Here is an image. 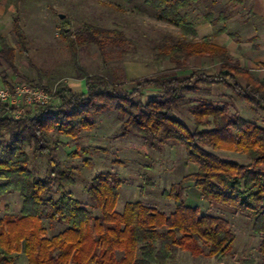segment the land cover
I'll use <instances>...</instances> for the list:
<instances>
[{
	"label": "trees",
	"instance_id": "obj_1",
	"mask_svg": "<svg viewBox=\"0 0 264 264\" xmlns=\"http://www.w3.org/2000/svg\"><path fill=\"white\" fill-rule=\"evenodd\" d=\"M133 4L134 0H123ZM242 4L247 0H235ZM218 0H144L157 19L179 31V37L156 46V64L173 67L156 75L134 80L89 73L80 63V50L95 45L104 54L110 42L125 40L123 32L91 23L74 28L69 18L60 20L59 30L75 69L84 80V90L68 84L46 87L44 77L33 81L19 73L16 49L0 33V60L22 81L51 94V101L34 114L15 119L13 109L0 104V199L17 193L22 198L18 214L0 218V264H171L182 251L223 261L236 241L231 222L223 216L202 214L187 203L193 187L201 201L231 208L252 221L261 238L259 253L264 264V127L246 119L232 102L200 99L189 107L193 129L176 117L189 95L202 87L222 85L242 103L264 111V81L231 56L225 47L212 43L214 36L230 34V15L213 7ZM206 4L203 20L214 34L199 38L191 15ZM13 33L21 52L29 56V40L20 12L13 16ZM219 63L216 73L192 67L193 60ZM107 111L124 120L117 137L137 136L151 150L168 144L186 149L197 169L184 176L163 198L173 202L171 213L141 201L117 209L123 180L115 173H101L88 184V203L70 189L77 183L76 168L65 169L57 156L62 137L79 139L95 129V117ZM56 138V139H54ZM54 139V140H53ZM214 151L245 155L249 163L225 161ZM78 153L70 154L76 157ZM32 158L46 162V176L37 178ZM152 185L146 179L144 188ZM100 212L95 216L94 211ZM45 220L65 229L51 236Z\"/></svg>",
	"mask_w": 264,
	"mask_h": 264
},
{
	"label": "rangeland",
	"instance_id": "obj_2",
	"mask_svg": "<svg viewBox=\"0 0 264 264\" xmlns=\"http://www.w3.org/2000/svg\"><path fill=\"white\" fill-rule=\"evenodd\" d=\"M232 3L233 0H218L213 7L214 14L217 16L221 9H225L230 15ZM206 6L204 3L191 13L197 22L203 20ZM16 11L20 12L30 43L29 56L21 52L13 33V16ZM61 14L72 21L74 28L91 23L123 32L125 40L116 45L110 42L104 54L95 45L85 46L80 50V63L91 74L129 81L147 78L173 67L170 63L156 64L154 48L179 37V31L158 20L155 13L145 6L144 0H134L131 5L123 0H0V33L16 49L15 65L19 73L30 80L37 82L43 76V84L50 89H55L59 83H66L77 93L84 90V80L75 69L60 35ZM192 67L206 68L211 73L219 70L218 63L210 59L193 60ZM23 83L28 84L0 60V88L12 89L16 84ZM200 99L233 102L246 119L264 127V111L253 110L249 104L237 100L229 88L215 85L202 87L199 93L189 95L176 114L190 129L194 125L189 107ZM37 110L39 108H26V115L34 114ZM95 118V129L84 132L76 140L62 137L61 141L66 145H60L57 152L65 169L76 168L77 183L70 188L75 196L88 203L86 189L89 182L101 173L112 172L124 182L117 204L118 210L123 211L129 202L141 201L160 211L171 213L174 210L173 202L165 200L163 192L197 169L189 161L186 149L181 145L168 144L162 151H154L146 147L137 136L117 137L124 119L116 112L107 111ZM207 149L222 160L249 163L243 154ZM75 152L78 156L70 157ZM31 168L37 178L46 176L47 165L44 160L32 158ZM146 179H150L152 185L144 188ZM187 203L199 206L202 214L228 219L236 241L223 261L205 255L195 257L188 251H182L171 264H262L259 253L261 238L254 234L250 219L231 208L201 201L193 187L188 189ZM21 206L22 198L17 193L1 198L0 218L8 212L18 214ZM94 214L98 216L100 212L95 210ZM44 223L51 236L65 229V226L52 224L47 220Z\"/></svg>",
	"mask_w": 264,
	"mask_h": 264
},
{
	"label": "crops",
	"instance_id": "obj_3",
	"mask_svg": "<svg viewBox=\"0 0 264 264\" xmlns=\"http://www.w3.org/2000/svg\"><path fill=\"white\" fill-rule=\"evenodd\" d=\"M233 1L227 27L236 38L218 35L211 41L227 48L241 67L249 70L257 80L264 81V0H247L242 4ZM197 31L203 39L212 36L215 30L210 23L201 21Z\"/></svg>",
	"mask_w": 264,
	"mask_h": 264
},
{
	"label": "built area",
	"instance_id": "obj_4",
	"mask_svg": "<svg viewBox=\"0 0 264 264\" xmlns=\"http://www.w3.org/2000/svg\"><path fill=\"white\" fill-rule=\"evenodd\" d=\"M50 101L51 94L29 84H16L12 89L0 88V104H6L12 108L15 119L25 116L26 108L45 106Z\"/></svg>",
	"mask_w": 264,
	"mask_h": 264
},
{
	"label": "water",
	"instance_id": "obj_5",
	"mask_svg": "<svg viewBox=\"0 0 264 264\" xmlns=\"http://www.w3.org/2000/svg\"><path fill=\"white\" fill-rule=\"evenodd\" d=\"M59 17H60V19H61V20H63V19H65V18H66V16H65V15H63V14L59 15Z\"/></svg>",
	"mask_w": 264,
	"mask_h": 264
}]
</instances>
